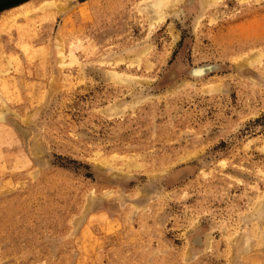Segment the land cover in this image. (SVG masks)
Wrapping results in <instances>:
<instances>
[{"label": "rangeland", "instance_id": "rangeland-1", "mask_svg": "<svg viewBox=\"0 0 264 264\" xmlns=\"http://www.w3.org/2000/svg\"><path fill=\"white\" fill-rule=\"evenodd\" d=\"M144 1L0 0V264H264V0Z\"/></svg>", "mask_w": 264, "mask_h": 264}, {"label": "bare ground", "instance_id": "bare-ground-1", "mask_svg": "<svg viewBox=\"0 0 264 264\" xmlns=\"http://www.w3.org/2000/svg\"><path fill=\"white\" fill-rule=\"evenodd\" d=\"M176 1H178V0H148V1L142 2L138 9L140 12L145 13L150 24L153 25V23H155V22L163 21L166 18V16L170 12L173 11V6H174V3ZM213 1L214 0H203V3L206 7H208L213 3ZM47 5L52 6L53 4L51 2H48L46 4V7H47ZM55 5H56V3H55ZM58 45L60 46V44H58ZM59 50L63 54L62 47H60ZM61 57H62V55H61ZM69 57H68L69 60H71V61L74 60L75 56H74L73 51L70 53Z\"/></svg>", "mask_w": 264, "mask_h": 264}]
</instances>
